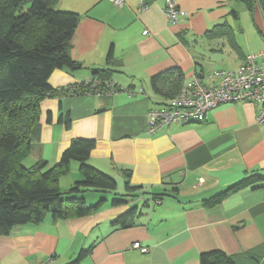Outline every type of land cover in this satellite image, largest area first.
I'll use <instances>...</instances> for the list:
<instances>
[{
  "label": "crops",
  "instance_id": "1",
  "mask_svg": "<svg viewBox=\"0 0 264 264\" xmlns=\"http://www.w3.org/2000/svg\"><path fill=\"white\" fill-rule=\"evenodd\" d=\"M176 5L183 15L169 24L164 0H123L122 8L110 0L53 1L56 11L78 15L68 55L80 68L54 70L49 88L87 83L93 70H102L122 89L40 101L23 165L44 162V170L51 169L72 141L92 140L88 166L113 178L116 187L83 193L87 205L103 201L84 217L47 215L0 235V264H43L47 258L49 264H200V255L213 251L233 264H264V123L256 122V106L227 103L203 122L147 132L148 113L164 100L152 78L178 69L181 90L195 73L235 71L264 44L252 48L250 37L248 43L237 38L234 22L249 12L242 3ZM249 14L264 39L263 5L256 3ZM219 27L223 33L206 36ZM223 54L232 61L226 69L216 64ZM82 178L80 164L71 161L58 188L67 192ZM135 242L148 253L131 249ZM81 251L86 253L79 258Z\"/></svg>",
  "mask_w": 264,
  "mask_h": 264
},
{
  "label": "trees",
  "instance_id": "2",
  "mask_svg": "<svg viewBox=\"0 0 264 264\" xmlns=\"http://www.w3.org/2000/svg\"><path fill=\"white\" fill-rule=\"evenodd\" d=\"M53 1L0 0V235L15 226L36 224L47 215L53 220L84 217L96 211L103 201L87 205L83 193L110 192L116 187L113 178L88 166L92 140L72 141L51 169L44 170V162L28 168L23 165L31 130L38 121L39 103L47 93L58 91L48 86L50 74L63 67L80 68L68 55L78 15L56 11ZM233 1L242 3L250 13L256 3L264 7V0ZM221 29L215 28L206 36L214 38L223 33ZM171 74L176 77L170 82ZM181 77L178 69L169 70L152 78V89L163 99L172 98L180 91ZM95 79L109 80L102 70H93L92 80ZM78 85L82 88L84 84ZM71 161L80 164L83 178L67 192H61L59 178L68 172ZM153 201L156 204L160 199L155 197ZM85 253L81 251L79 258ZM199 263L233 264L219 251L202 253Z\"/></svg>",
  "mask_w": 264,
  "mask_h": 264
},
{
  "label": "built area",
  "instance_id": "3",
  "mask_svg": "<svg viewBox=\"0 0 264 264\" xmlns=\"http://www.w3.org/2000/svg\"><path fill=\"white\" fill-rule=\"evenodd\" d=\"M110 2L117 8L123 6V0ZM145 9L144 3L141 2L138 11L143 12ZM163 13L169 24H175L183 15L176 5V0H164ZM143 34H146V31ZM78 84L64 87L56 93H47L46 98L115 94L122 89L110 80H91L83 83L82 88ZM237 102L254 104L257 108L256 122L264 123V50L245 56L235 71L195 73L175 96L164 99V105L148 113L147 132L152 134L158 128L171 124L203 122L212 109ZM131 249L143 254L149 251L138 242L133 243ZM51 261V258H47L43 264H49Z\"/></svg>",
  "mask_w": 264,
  "mask_h": 264
},
{
  "label": "rangeland",
  "instance_id": "4",
  "mask_svg": "<svg viewBox=\"0 0 264 264\" xmlns=\"http://www.w3.org/2000/svg\"><path fill=\"white\" fill-rule=\"evenodd\" d=\"M253 26V20L250 17L249 12L246 11L243 14H239V21L234 22L233 29L236 32L235 34L239 40L247 42V37H250L252 42H249V44L252 48H262L264 39L260 36L259 31H257ZM259 51L262 50H256L253 54L258 53ZM216 58L217 61H215L219 67L224 69L231 67L232 61L228 54L218 55ZM88 198L89 196H87V199Z\"/></svg>",
  "mask_w": 264,
  "mask_h": 264
}]
</instances>
